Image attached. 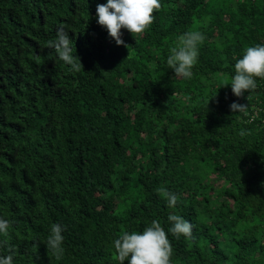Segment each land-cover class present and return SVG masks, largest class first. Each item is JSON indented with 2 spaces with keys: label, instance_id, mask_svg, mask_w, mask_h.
<instances>
[{
  "label": "trees",
  "instance_id": "obj_1",
  "mask_svg": "<svg viewBox=\"0 0 264 264\" xmlns=\"http://www.w3.org/2000/svg\"><path fill=\"white\" fill-rule=\"evenodd\" d=\"M106 3L0 0V218L12 222L0 256L119 264L122 233L154 219L167 232L176 214L192 238L168 233L170 264H264V78L239 98L230 86L244 50L264 45V0H160L143 33L121 30L128 49L96 22ZM60 28L79 72L47 47ZM189 30L205 39L182 78L166 60ZM57 223L59 260L46 246Z\"/></svg>",
  "mask_w": 264,
  "mask_h": 264
},
{
  "label": "clouds",
  "instance_id": "obj_2",
  "mask_svg": "<svg viewBox=\"0 0 264 264\" xmlns=\"http://www.w3.org/2000/svg\"><path fill=\"white\" fill-rule=\"evenodd\" d=\"M160 0H107L106 4H97L96 22L104 28L108 37L115 41L117 46L123 45L129 48L122 39V29L127 30L130 35L143 33L155 20L154 10L161 8ZM204 35L195 30H189L177 37L174 47L169 50L166 60L167 67L172 70L174 76L190 78L191 69L197 63L199 57V45L203 43ZM47 47L54 49L57 57L66 65L71 66L72 71L82 70V64L78 57L73 54V42L68 32L63 28L56 31L55 39L47 42ZM235 75L231 77V91L236 97H243L245 92L255 91L256 79L264 78V45L247 47L243 58L236 61L234 65ZM228 86V85H225ZM250 97L247 96V100ZM248 105L232 103L230 110L234 113H247ZM250 131L241 130V137L250 135ZM167 201L168 207L177 204L178 196L165 187L160 186L155 190ZM171 227L166 232L158 219L151 221V225L142 232L125 231L114 241V249L119 264H170V256L174 249L168 239V233L179 239L181 235L192 238V224L176 214L167 217ZM12 222L0 218V236L8 237ZM64 228L60 224H52L47 237V250L55 259L62 258L64 249L62 247ZM6 241L0 240V247ZM9 255L0 256V264H12L14 249L9 247Z\"/></svg>",
  "mask_w": 264,
  "mask_h": 264
}]
</instances>
